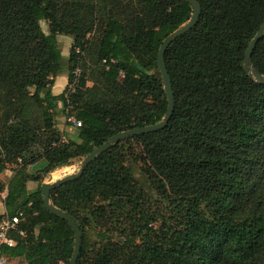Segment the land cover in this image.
Wrapping results in <instances>:
<instances>
[{"label":"trees","instance_id":"16d2710c","mask_svg":"<svg viewBox=\"0 0 264 264\" xmlns=\"http://www.w3.org/2000/svg\"><path fill=\"white\" fill-rule=\"evenodd\" d=\"M198 2V24L165 53L175 100L167 127L114 144L51 191L82 230L77 264H264V84L243 64L264 0ZM192 15L188 0H0V219L22 212L27 231L6 249L12 258L70 264L75 232L44 207L41 185L115 134L164 119L158 53ZM61 35L73 38L69 83L84 69L73 97L82 126L72 134L54 126L67 104L53 93ZM253 62L264 75V37Z\"/></svg>","mask_w":264,"mask_h":264},{"label":"water","instance_id":"95a60500","mask_svg":"<svg viewBox=\"0 0 264 264\" xmlns=\"http://www.w3.org/2000/svg\"><path fill=\"white\" fill-rule=\"evenodd\" d=\"M188 2L191 4L193 8V15L191 19L187 23L180 26L176 31H174L171 35H169L165 39L158 53V66L162 74L165 91L168 97V110L164 119L157 124L148 125L145 127H139L115 134L105 144L95 149L83 160L81 168L77 173L68 175L54 183L43 182L41 185V190L44 196V207L51 213L56 214L65 221H67L75 232V249L72 258L70 260V264H77L82 249V242H83L82 230L80 229V227L77 226L76 222L74 221L71 215L64 212L60 208L56 207L51 202V191L63 185L66 182L72 181L80 177L92 162L96 161L99 156H101L105 151L109 150L114 144L126 138L139 136L151 132H156L167 127L175 110V100H174L172 79L169 75V71L165 61V53L169 48V46L175 40L185 35L186 33L190 32L198 24L202 14V7L198 2V0H188ZM263 37H264V23L258 30L256 36L249 44L243 61L245 71L250 75V77L256 79L261 84H264V75L261 74L256 68L253 62V53L256 49L257 44L263 39Z\"/></svg>","mask_w":264,"mask_h":264},{"label":"built area","instance_id":"2783aa9c","mask_svg":"<svg viewBox=\"0 0 264 264\" xmlns=\"http://www.w3.org/2000/svg\"><path fill=\"white\" fill-rule=\"evenodd\" d=\"M74 79L72 82L68 83L64 94L67 100L65 114L63 116V121L66 128L74 130L82 126V122L76 117L74 113L75 103L74 95L81 82L82 74L79 70L74 72ZM58 118L54 119V126L60 127L57 123ZM64 130V129H63ZM66 131V130H64ZM62 142H68V137L63 133ZM7 192L3 193L5 197ZM25 219L22 212L16 214L15 216H4L0 219V264H11L12 258L7 252V248H13L18 244L17 236L25 238L27 236V231L20 227L22 221Z\"/></svg>","mask_w":264,"mask_h":264},{"label":"rangeland","instance_id":"374dc122","mask_svg":"<svg viewBox=\"0 0 264 264\" xmlns=\"http://www.w3.org/2000/svg\"><path fill=\"white\" fill-rule=\"evenodd\" d=\"M94 2H100V0H93ZM42 28L46 33H49V24L46 21L42 22ZM73 42V38L71 36H67V35H61L59 36V40H60V45L62 47V53L64 55V59H63V74H61L60 76H64V75H68L69 71V63H68V57H69V52L68 49L70 48L71 45V39ZM73 44V43H72ZM76 70H79L81 72V74L84 73V69L83 67H78ZM91 70L89 69V74ZM88 85L92 86V82L88 81ZM61 115H58L57 118V123L58 125H64V121L63 119L60 120L59 117ZM62 127V126H61ZM65 129V128H64ZM67 131V130H66ZM75 129L73 130V132H67V133H74ZM68 137V135H67ZM85 158H78L72 161V163L68 166L62 167L57 169L56 171L50 173L47 178L44 180V182H50V183H54L68 175L71 174H75L77 173L82 165V162ZM128 166L131 168V170L133 171L135 177L138 179V181L144 186V188L153 196V199H157V194L156 191L153 189L152 184L150 182V180L148 179L145 171H144V165L141 162H137L135 161V159L131 158L130 161L128 162ZM17 166L14 165L12 166L10 169H8L4 174H3V179L5 180H9L13 175H14V169ZM29 171H31L32 173L36 172V169L34 167H29ZM29 183H32L31 185L38 187L39 183L35 180L30 181ZM156 201H154L155 203ZM160 204L158 203V206ZM155 226H159V223H155ZM117 240H120V237L116 238ZM11 264H27V261L24 258H18L15 260H12Z\"/></svg>","mask_w":264,"mask_h":264},{"label":"crops","instance_id":"0c3cea01","mask_svg":"<svg viewBox=\"0 0 264 264\" xmlns=\"http://www.w3.org/2000/svg\"><path fill=\"white\" fill-rule=\"evenodd\" d=\"M70 39H71V38H70ZM72 43H73V42H72V39H71V45H70V48H71V46H72ZM70 48L68 49V52L70 51ZM68 83H69V77H68V75L58 76V77L56 78V80H55V84H54V86H53V93H54L55 95H59V94L64 93V91H65V89H66ZM59 119L62 120V119H63V116H60ZM61 126H62V127H61ZM61 126H60L61 129H64V128H65L64 130H67L68 132H73V130L66 128L65 124H64V125H61ZM11 178H12V177H11ZM11 178H10V179H11ZM31 184H32V183H28V188H29V189H35V188H37V187H35V186L31 185ZM5 213H6L5 204H4L3 200L0 199V214H5ZM15 259H18V258H14L13 260H15Z\"/></svg>","mask_w":264,"mask_h":264}]
</instances>
